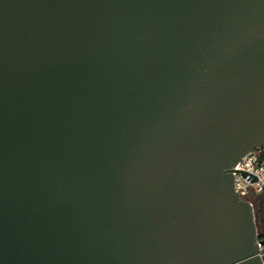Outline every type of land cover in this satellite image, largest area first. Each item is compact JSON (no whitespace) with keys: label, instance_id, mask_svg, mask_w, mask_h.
<instances>
[{"label":"water","instance_id":"1","mask_svg":"<svg viewBox=\"0 0 264 264\" xmlns=\"http://www.w3.org/2000/svg\"><path fill=\"white\" fill-rule=\"evenodd\" d=\"M256 147L264 0H0V264H264Z\"/></svg>","mask_w":264,"mask_h":264},{"label":"built area","instance_id":"2","mask_svg":"<svg viewBox=\"0 0 264 264\" xmlns=\"http://www.w3.org/2000/svg\"><path fill=\"white\" fill-rule=\"evenodd\" d=\"M233 174L235 191L255 208L258 199L264 197V147L247 152L235 165ZM261 253L264 256V246Z\"/></svg>","mask_w":264,"mask_h":264},{"label":"trees","instance_id":"3","mask_svg":"<svg viewBox=\"0 0 264 264\" xmlns=\"http://www.w3.org/2000/svg\"><path fill=\"white\" fill-rule=\"evenodd\" d=\"M255 212L257 217L260 238L264 239V197L258 199L255 206Z\"/></svg>","mask_w":264,"mask_h":264}]
</instances>
